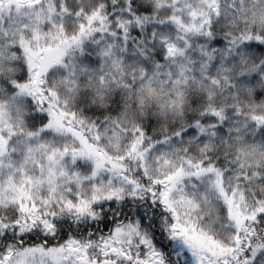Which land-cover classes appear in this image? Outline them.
Here are the masks:
<instances>
[{
	"label": "snow or ice",
	"instance_id": "1",
	"mask_svg": "<svg viewBox=\"0 0 264 264\" xmlns=\"http://www.w3.org/2000/svg\"><path fill=\"white\" fill-rule=\"evenodd\" d=\"M161 7L168 12L157 19ZM106 8L103 0L88 9L49 0L37 14L49 30L33 28L0 49L6 81L0 87V264H264V148L242 144L249 122L264 127V111L255 105L245 111L238 93L231 103L217 100L218 90L236 87L224 58L250 42L264 51V25L239 29L236 20L247 14L241 4L218 36L219 0H203L198 8L183 0H120L122 15L114 18ZM65 15L78 21L70 35ZM150 22H171L176 38L152 29L145 43ZM97 31L113 37L99 48L97 70L70 67L64 57L73 47L83 53V40ZM132 36L146 60L156 52L148 44L158 42L151 71L143 64L129 70L117 55V48L128 51ZM193 36L204 40L196 50L207 102L185 115ZM217 52L221 62L212 72ZM168 61L176 65L175 76ZM241 62L239 75L264 77V59ZM57 65L65 73L49 82ZM81 73L88 74L83 84ZM81 87L101 105L99 121L76 106ZM113 88L124 91L123 100L105 114ZM20 97L27 103H18ZM152 102L160 115L176 114L178 122L149 126ZM229 107L246 117L227 127L235 133L231 141L220 131Z\"/></svg>",
	"mask_w": 264,
	"mask_h": 264
},
{
	"label": "trees",
	"instance_id": "2",
	"mask_svg": "<svg viewBox=\"0 0 264 264\" xmlns=\"http://www.w3.org/2000/svg\"><path fill=\"white\" fill-rule=\"evenodd\" d=\"M49 0H38L36 5H30L25 1H14L9 0L3 3L0 2V49L5 46L6 39H19L21 36L27 37L31 34V29L39 28L43 32H47L49 30V24L47 20H44L42 23H38L37 14L41 9L42 5H46ZM59 3V0H56ZM65 3L68 4L69 7L75 8L78 5H83L86 9L90 6L99 2V0H64ZM146 2L155 5L157 0H146ZM103 3L107 5L106 11L109 14L110 18H114L117 15H122L118 10L120 8V0H118L117 4H113V0H103ZM170 0H162V4L168 5L170 4ZM221 6V16L218 19L214 18V25L216 28V32L218 36H222V34L228 30L231 21L233 20V14L236 12V9L243 4L244 8L247 9L246 15H241V18L236 20V25H238L239 29H244L246 26L252 28L254 31L260 30L262 25H264V0H219ZM231 5H235L233 8ZM168 12L167 7H161L159 10V15L157 19L163 17ZM35 19L37 23L33 20ZM57 21H59V17H56ZM77 18L72 15H65L63 17V23L65 25V29L70 35L74 28L77 26ZM152 29H156L157 36L167 35L168 37L175 39L177 36V29L171 23L167 22L165 24L150 22L145 26L144 37L145 43L148 41V34ZM133 30L135 31V26L133 25ZM233 30L236 31V34H239V31L233 27ZM103 37L99 39L98 43H94L98 37ZM113 39L112 36L109 35L108 32L100 33L93 32L89 38L83 40L84 52L81 53L79 49L73 47L68 55L64 57L65 62L69 63V66L75 65L77 70H79L80 65L86 64L89 68L97 70L98 65L100 63V57L97 55L99 48L101 45L105 44L107 41H111ZM117 41L120 40V37H115ZM192 48L189 49V53L191 57H193V62L189 65L191 71L188 72V84L185 87V102H184V113L185 115H190L196 110L201 104L206 103L203 84L201 83V74L199 71V62L200 57L199 53L196 50L197 45L203 43L204 40L202 37L193 36L192 38ZM136 40L135 36H132V39L128 42V51L121 53L119 49H116L117 55H123L124 63L130 70L140 64L145 65L152 70L151 61L156 58V53L159 52L160 46L157 41H153L151 44H148V48H155L156 52H149V59H145L140 55L138 51L133 47V43ZM43 42V41H41ZM182 44V41L180 42ZM210 47H217L218 44H210ZM244 58L247 61L248 66L252 64H259L261 59H264V51L259 48L252 47L251 42L247 45L237 47L236 50L224 58L223 63L232 66V72L229 73L231 75L232 80L235 82L236 87L233 89L231 87L225 89L224 91H217V100L218 102H222L225 97H227L228 102L231 103L233 99L234 93H238L236 99L245 106V111H249L250 105H255L256 111L259 113L260 111H264L260 106L264 105V77L259 75L255 71L247 72L245 75H239V71L244 67L241 60ZM182 58L177 57V63H180ZM221 62V54L217 52L216 60L213 61L212 67L209 71L215 72L217 66ZM4 63H7L5 61ZM17 72H19L20 61L13 62ZM167 68L172 69L173 75L175 76L176 65L172 62H164ZM261 68L264 69V65H261ZM108 71L109 69L106 67L104 69ZM65 69L57 65L55 66L48 75L49 82L53 79H56L59 76L64 75ZM87 73L79 74V80L81 84L86 80ZM6 84L5 79L0 76V87H3ZM5 93L0 91V98H3ZM124 96V91L120 88H113L109 94L106 101V111L105 114L112 112L113 110V101H122ZM84 101L85 103H80V101ZM18 103H27L26 97H20L17 100ZM76 106L83 107H95L96 109H101V105L98 103H92V92L90 89H86L81 87L79 95L76 97ZM119 106V105H118ZM133 107L135 105L133 104ZM147 112L149 116L146 118L149 121H158L159 124H174L178 122L179 117L176 114L169 113L166 117L160 115L156 111L155 102H152L151 106L147 107ZM85 111V110H84ZM86 114L93 116L99 121L100 112L89 113ZM229 120L225 122L223 128L220 131L231 141V137L235 135V133H229L226 131L229 125H232L233 122H242L246 119L245 116H235L233 115V109L231 107L228 108ZM242 135L244 136V140L242 144L247 145H259L261 148H264V127L255 128L254 125L249 122L248 127L242 130ZM219 143V139L217 141ZM16 155V154H14ZM219 159L224 162L223 156H220ZM3 172L0 171V175ZM175 259V257H174Z\"/></svg>",
	"mask_w": 264,
	"mask_h": 264
},
{
	"label": "rangeland",
	"instance_id": "3",
	"mask_svg": "<svg viewBox=\"0 0 264 264\" xmlns=\"http://www.w3.org/2000/svg\"><path fill=\"white\" fill-rule=\"evenodd\" d=\"M5 1H9V0H3V2H5ZM14 1H25V2H27V0H14ZM3 2H1V3H3ZM183 2L190 3L191 5H193L194 8H198V6L203 3V0H183ZM33 21L35 23H37L35 19ZM2 178H3V174L0 175V179H2Z\"/></svg>",
	"mask_w": 264,
	"mask_h": 264
},
{
	"label": "clouds",
	"instance_id": "4",
	"mask_svg": "<svg viewBox=\"0 0 264 264\" xmlns=\"http://www.w3.org/2000/svg\"><path fill=\"white\" fill-rule=\"evenodd\" d=\"M80 103H85L83 100L80 101ZM118 106V105H117ZM86 112H89V113H96V112H100L102 110L100 109H96L95 107H86L84 109ZM111 110H114V109H111ZM151 125V121H149V126Z\"/></svg>",
	"mask_w": 264,
	"mask_h": 264
}]
</instances>
